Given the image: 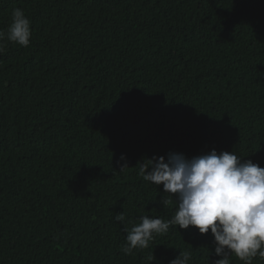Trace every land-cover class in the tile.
I'll return each mask as SVG.
<instances>
[{"label":"trees","instance_id":"1","mask_svg":"<svg viewBox=\"0 0 264 264\" xmlns=\"http://www.w3.org/2000/svg\"><path fill=\"white\" fill-rule=\"evenodd\" d=\"M15 8L32 35L0 53V264H213L193 226L124 255L114 217L175 215L144 159L214 149L264 168V0H0V30Z\"/></svg>","mask_w":264,"mask_h":264},{"label":"clouds","instance_id":"2","mask_svg":"<svg viewBox=\"0 0 264 264\" xmlns=\"http://www.w3.org/2000/svg\"><path fill=\"white\" fill-rule=\"evenodd\" d=\"M30 25L22 9H13L7 31L0 30V53L6 42L28 47ZM125 160L122 154L117 163ZM126 167V162L121 164V170ZM138 174L146 182L162 184L171 198L175 194L177 207L170 220L144 215L131 228L123 212L116 214L114 219L124 225L126 233L124 255L148 248L154 236L166 234L170 226H193L199 234L210 232L214 238V254L219 259L213 264H230L231 255L244 264H251L257 255L264 258V168L234 152L218 154L213 149L192 158L169 152L166 158L144 159ZM191 258V252L179 251L169 264H189ZM154 260L153 254L148 257L149 264Z\"/></svg>","mask_w":264,"mask_h":264}]
</instances>
